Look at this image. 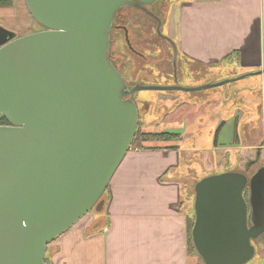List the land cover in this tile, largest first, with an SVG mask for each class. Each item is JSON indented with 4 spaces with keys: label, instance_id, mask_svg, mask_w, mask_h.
Here are the masks:
<instances>
[{
    "label": "water",
    "instance_id": "obj_1",
    "mask_svg": "<svg viewBox=\"0 0 264 264\" xmlns=\"http://www.w3.org/2000/svg\"><path fill=\"white\" fill-rule=\"evenodd\" d=\"M156 1L26 0L45 29L17 36L0 26V120L10 122L0 124V264H53L48 244L103 209L137 133L133 92L227 82L128 88L109 54L113 20ZM247 171L195 183L192 239L205 264H245L264 243V165Z\"/></svg>",
    "mask_w": 264,
    "mask_h": 264
},
{
    "label": "crops",
    "instance_id": "obj_2",
    "mask_svg": "<svg viewBox=\"0 0 264 264\" xmlns=\"http://www.w3.org/2000/svg\"><path fill=\"white\" fill-rule=\"evenodd\" d=\"M171 10L167 35L181 53L182 85L213 82L219 74L210 73L213 67L235 68L236 75L243 74L237 79L244 78L251 91L264 97V0H176ZM5 15L13 16L12 9ZM260 110L261 120L247 106L219 113L214 144L203 156L207 175L228 171L231 163L241 169L245 149L263 150L264 104ZM148 142L144 148H130L113 173L105 190V215L89 211L48 244L51 263L205 264L188 244L196 180L176 170L189 150L180 140L164 146ZM257 248L256 264H264L262 240Z\"/></svg>",
    "mask_w": 264,
    "mask_h": 264
},
{
    "label": "rangeland",
    "instance_id": "obj_3",
    "mask_svg": "<svg viewBox=\"0 0 264 264\" xmlns=\"http://www.w3.org/2000/svg\"><path fill=\"white\" fill-rule=\"evenodd\" d=\"M165 1V4L169 6V9L166 10H170L169 13L172 12L173 2L176 0H158L157 2L164 5L163 2ZM11 9L14 15L6 17V11ZM3 11L5 12L0 15V26L6 24V28L11 31L14 30L7 27V25L16 28L17 31L14 32L17 36H22V34L28 32L34 33L44 29L43 25L31 14L28 6L26 7L24 0H20V3L17 0L12 6L4 7ZM169 13H162L160 32H155L156 34L151 30L155 22L149 18L141 22L148 28L147 32H141L135 25H131L134 41L143 46L142 51L150 57L152 55V59L144 57L138 58L136 56V58L130 57L132 54L128 52L126 49L127 46H125L124 42H121L119 37L117 42L118 54L114 60L115 63L119 65L118 61L121 60L119 56H125L126 69L122 66L121 68L125 76L124 78L130 87L149 85L173 86L175 82H178L179 86H186L182 85L186 84V82L180 80L179 77L176 76L175 70L178 62L174 60V48L162 37L169 36L167 35L170 32L167 21L168 15H170ZM120 34L121 33H119V36ZM160 45L164 48L166 58L165 55L162 56L163 50ZM177 56L181 59L178 46ZM132 65L136 68L132 69ZM234 69L235 68L230 69L226 67H213L212 69H208L212 74H219H216L213 79H210L214 80L213 82L203 85L227 81L217 86L194 91L179 89H138L131 96L137 105L139 113L137 131L144 132L148 129L153 132H171L169 131L171 130L170 128H174L175 131H181L183 139L182 141L180 140L178 144L184 149L189 150V157L185 155L181 165L178 166L176 170H179L181 174H184L188 178L193 177L196 182L208 174L205 171L207 164L203 156L205 152L211 151L209 146L214 144L216 129L219 127L218 120L220 118V112L225 115V112L233 111L235 107L247 106L248 110L252 111L256 119H262L260 108L261 105L264 104V97L261 95L258 96L256 90H253L254 92L251 91V89L246 86L248 84L244 82V78L237 79L243 74L238 73L239 75H236L235 72H237V70ZM245 97L250 99L246 102ZM261 137L264 138L263 130L261 131ZM172 142L176 141L160 140L151 141L147 144L157 143L154 145L164 146ZM245 150L248 154L243 159L241 169L238 168V165L235 168V165L231 163L226 167L228 170H243L246 168L247 163L256 156L257 159L252 165V170H256L259 166L264 165V147L262 151H259V155L256 154L255 148ZM106 193L107 192L104 191L102 195L104 200L107 198ZM90 213L105 215L104 211L97 210L96 208L92 209ZM258 250L257 248V251ZM259 261V254H255V256L245 264H256L259 263Z\"/></svg>",
    "mask_w": 264,
    "mask_h": 264
},
{
    "label": "flooded vegetation",
    "instance_id": "obj_4",
    "mask_svg": "<svg viewBox=\"0 0 264 264\" xmlns=\"http://www.w3.org/2000/svg\"><path fill=\"white\" fill-rule=\"evenodd\" d=\"M163 3H164V5H162V4H160V3H158L156 1L155 3H152V4H143V5H141V7H135V6H131V5H126L119 12L116 13V15L114 17V20H113L112 27H111V31H110L109 54H110V58H111L113 64L121 72L123 77H125V76L123 74L121 66L126 69V61H125L126 58H125V56L124 57L119 56L121 58V60L118 61L119 65H117L115 63V60H114V58H116L117 54H118L117 42H118L119 37L121 39V42H124L125 46H127L126 49L128 50V52H130L132 54V56H130V57H132V58H136V57L143 58L144 57V58H147V59H152V55H151V57L146 55L142 51V47L143 46H141L139 43H136L134 41V39L132 37L133 36V34H132L133 31H132V26L131 25H135V27H137L141 32H147L148 28L145 25H143V23H141V22H143L147 18H149L150 20L155 22L154 27H151L152 32L154 34H156L155 32H160V26H161V23H162V13H166V12L168 13L170 11V10H166V9H169L168 4H165L166 1L163 2ZM139 21H140V23H139ZM44 29H45V27H44ZM119 33H121L120 36H119ZM162 37L165 38L164 36H162ZM171 46H172V44H171ZM160 47L163 50L162 56L165 55V58H166V53L164 51L163 46L160 45ZM174 53H175V59L174 60H176V62L179 63L177 52H174ZM134 60H136V59H134ZM178 63L176 65V70H175L177 77H179V65H178ZM132 67H133L132 69L136 68L134 65H132ZM127 85H128V83H127ZM174 85H179V84H178V82H175ZM128 88L132 89L133 87H130L128 85ZM133 93L131 94V96L133 95ZM258 153H259V151L257 150L256 154H258ZM256 159H257V156L254 159H251L247 163L246 168L243 169L242 171H247L248 170L247 172H248L249 176L254 174L257 169L256 170H252L253 169L252 165L254 164ZM247 194L248 193L246 192V196H247Z\"/></svg>",
    "mask_w": 264,
    "mask_h": 264
},
{
    "label": "trees",
    "instance_id": "obj_5",
    "mask_svg": "<svg viewBox=\"0 0 264 264\" xmlns=\"http://www.w3.org/2000/svg\"><path fill=\"white\" fill-rule=\"evenodd\" d=\"M13 4V0H0V7H7ZM0 124L8 125L10 122L6 117H3L0 120ZM182 139V134L178 132H140L137 131L134 141L132 143L131 148H144L142 145L143 142L148 141H179ZM248 196V194H247ZM195 216L189 221V229H188V244L190 250H196L193 239H192V228L194 224ZM48 247V246H47ZM48 251V250H47ZM47 251L45 254V260L50 262V257L47 255Z\"/></svg>",
    "mask_w": 264,
    "mask_h": 264
}]
</instances>
